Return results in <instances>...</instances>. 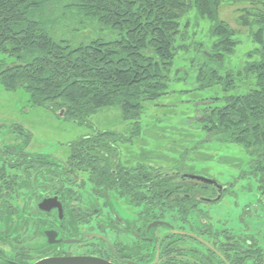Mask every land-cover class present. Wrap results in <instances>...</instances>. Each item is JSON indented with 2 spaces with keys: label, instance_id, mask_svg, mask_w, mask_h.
Returning a JSON list of instances; mask_svg holds the SVG:
<instances>
[{
  "label": "trees",
  "instance_id": "trees-1",
  "mask_svg": "<svg viewBox=\"0 0 264 264\" xmlns=\"http://www.w3.org/2000/svg\"><path fill=\"white\" fill-rule=\"evenodd\" d=\"M225 1L0 0V82L10 90H26L33 105L62 112L61 117L81 125H89V117L101 108L119 106L136 128L145 103L167 89L178 53H191L199 88L220 85L226 92L197 110L203 113L198 121L210 141L243 149L234 160L237 181L264 183V0L238 15L255 45L234 66L226 60L240 41L222 16ZM250 2L255 7L256 1ZM119 138L96 131L82 136V147L75 151L95 185L104 187L101 194L111 189L140 201L147 216H173L176 226L206 240L226 260L196 236H187L205 252L191 248L200 259L183 264L264 263L249 233L232 235L213 231L203 220L202 226L190 222L202 203L199 197L217 196L211 186L142 165L114 172L112 154ZM244 214L250 218L254 211L246 208ZM166 255L165 264H174Z\"/></svg>",
  "mask_w": 264,
  "mask_h": 264
},
{
  "label": "rangeland",
  "instance_id": "rangeland-1",
  "mask_svg": "<svg viewBox=\"0 0 264 264\" xmlns=\"http://www.w3.org/2000/svg\"><path fill=\"white\" fill-rule=\"evenodd\" d=\"M250 1L227 0L222 9V16L237 30L236 39L240 41L235 53L226 60L232 66L241 63L246 52L255 45L249 36V28L237 19L243 7L257 9L262 5L259 0H254L255 7H252ZM203 24L205 27H200L206 29V24ZM191 57V53H178L167 89L157 100L145 103L136 128L133 121L124 119L119 106L101 108L89 117V125H81L61 117L62 112L57 114L46 106L33 105L26 90H10L0 82V142L2 145L13 143V129L17 126L18 132V125L29 129L35 145L40 146L45 141V149L50 151L58 142H63L66 147L69 142L96 131L117 133L120 135L117 149L124 167L142 165L151 170H182L212 176L220 184L227 185V191L218 201L200 203L197 213L191 214L190 222L202 226L203 220L213 231L225 230L232 235L249 233L257 240L256 254L260 253L264 260V183L249 178L237 181L235 178L239 173L234 160L244 155L243 149L210 141L198 121L203 113L197 110L204 107L208 99L223 96L226 92L220 85L200 89L192 70ZM25 109L27 113H24ZM82 193L86 200H90V189L82 190ZM113 196L123 200L116 194ZM246 208L254 211L250 218H245ZM33 243L27 242L28 247ZM0 246L10 255L14 253L7 244L0 243ZM194 247L199 246L189 238L177 243L174 264L200 259L192 254L191 248ZM199 251L205 252L200 247ZM37 258L36 255L31 260Z\"/></svg>",
  "mask_w": 264,
  "mask_h": 264
},
{
  "label": "flooded vegetation",
  "instance_id": "flooded-vegetation-1",
  "mask_svg": "<svg viewBox=\"0 0 264 264\" xmlns=\"http://www.w3.org/2000/svg\"><path fill=\"white\" fill-rule=\"evenodd\" d=\"M16 127L13 143L0 142V243L14 252L10 255L0 246V264H35L65 257H97L112 264H165L167 253L169 263H176L177 243L187 236L201 239L225 260L206 240L176 226L173 216H147L140 201L116 194L123 199L118 200L111 189L101 194L104 187H97L90 171L77 160L75 151L81 149L78 143L82 137L66 147L58 142L50 151L45 149V141L35 145L28 128L18 125L17 132ZM112 157L114 172L124 168L119 151ZM159 173L201 182L182 178L191 173L182 170ZM201 183L217 191L213 198L199 197L208 203L218 201L227 187L221 184L224 188L219 191L212 184ZM86 189H90V200L83 196ZM33 241L28 247L27 242ZM36 255L38 258L31 260Z\"/></svg>",
  "mask_w": 264,
  "mask_h": 264
},
{
  "label": "water",
  "instance_id": "water-1",
  "mask_svg": "<svg viewBox=\"0 0 264 264\" xmlns=\"http://www.w3.org/2000/svg\"><path fill=\"white\" fill-rule=\"evenodd\" d=\"M182 178L198 180L206 184H212L216 186L219 191H222L224 188V186L219 184V182L216 179L209 177L208 175H204V174L188 173V174L182 175ZM219 198L220 196H218V199ZM35 264H112V263L107 262L97 257H65V258H47V259L40 260L36 262Z\"/></svg>",
  "mask_w": 264,
  "mask_h": 264
}]
</instances>
